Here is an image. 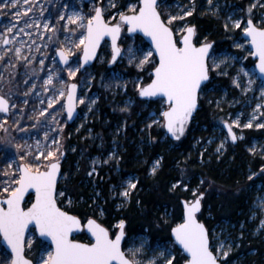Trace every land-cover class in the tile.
Returning a JSON list of instances; mask_svg holds the SVG:
<instances>
[{
  "label": "snow or ice",
  "instance_id": "snow-or-ice-1",
  "mask_svg": "<svg viewBox=\"0 0 264 264\" xmlns=\"http://www.w3.org/2000/svg\"><path fill=\"white\" fill-rule=\"evenodd\" d=\"M36 2L38 3V0ZM0 3H3L4 7L11 5L16 8L20 0H0ZM23 3L32 5L24 9L23 15L27 16L33 11L35 4L33 0H23ZM163 3L164 0H159V2L158 0H136L135 3L125 5L127 12H119L118 20H116V16L105 20L102 7H95L94 15L91 16H84L79 11H72L65 17V14L61 12L59 20L67 19V23L62 27L70 35L65 37V41L57 49L56 54L59 56V62L66 66L58 71H66L69 78H75L81 68L97 58V49L105 37L110 38L112 49L110 63L115 64L118 58L123 59L126 55L129 64H134L140 71L144 70L146 64H152L150 82L147 84L137 82L136 84L138 95L148 100L158 98L156 102L163 106V110L160 111L162 121L153 119L152 124H159L173 139L180 140L193 113L197 110L203 88L207 87V82L211 79L210 71L219 70L222 65H227L229 60L239 58L228 55L223 57H217L215 54L210 55V50L213 48L212 43H201L198 47L193 43L195 36L193 26L184 24L173 27L174 22L183 21L186 17L193 15L195 0H191L193 5L191 8L186 10L181 8L176 14L168 13L166 18L159 10ZM207 3L211 9L213 0H207ZM109 6L116 7L114 0H109ZM255 6L252 4L248 9L249 18L246 27L243 28V33L245 37L249 38L248 42L253 49L249 55L258 58L256 68H258L260 76L264 78V28L257 27L251 19V11ZM64 7L67 8L68 5H64ZM14 15L18 22L21 16L19 8H16ZM41 15H43V10ZM112 20H116V22L112 23ZM241 23V20H231L232 27L236 29L241 28ZM72 25L75 27H70ZM32 26L25 22L24 27L19 28V32L30 36V33L25 32V28ZM15 27V24L8 27L7 33H13ZM36 27L39 28V24H36ZM224 27L225 30H228L229 24L225 23ZM43 28L46 32L55 33L57 31L55 27L50 28L48 23H45ZM122 32H126L128 38L133 40H135L136 34H142L150 41L151 48L144 51L130 45L127 49H123L118 43ZM13 43H15V37L9 39L7 34L0 36V44ZM22 47L23 42H21V47L15 48V55L18 59L27 60V56L21 57ZM235 47L242 48L243 46L237 43ZM76 50L82 53L80 57L82 63H70L69 58L76 55ZM137 52H140L139 56ZM3 59L4 56L0 55V61ZM40 65L43 69V60L40 61ZM239 73L249 76L244 68H241ZM218 74L227 75V72L221 71ZM54 79L61 85L57 89L58 96L60 98L67 97V118L71 120L77 102V84L67 85L62 77L57 76L49 69L47 78L43 81L45 91L49 86H53ZM25 82L27 83V81ZM253 83L255 81L249 78L248 84L252 85ZM233 84L238 88L241 87L238 77L233 79ZM32 87L34 90L35 85ZM124 87L126 88V84ZM65 88L68 89L67 92L64 90ZM260 93L264 97V80H262ZM28 94L25 93V95ZM57 102L55 98H50L47 101L48 108H52ZM78 102L83 104L84 100L80 99ZM41 103L44 101L42 100ZM92 103L94 104L95 101ZM261 107V105H257L248 123L241 125L238 118L230 123L224 122L227 135L233 143L237 139H243L242 136L238 137L233 129L252 128L251 121L258 119L255 113L259 112L261 116H264V112H260ZM8 111L9 101L0 95V113ZM121 111H127V108H123ZM39 115L45 116L46 110H41ZM152 124H149L148 127L151 128ZM255 126L264 128V123H258ZM21 130L26 131V129ZM59 130L62 131V129ZM15 147L17 152L22 148L20 144H16ZM223 147L224 144L221 143L217 152H220ZM250 151L255 154V147ZM0 155H4L7 161V167L0 171V177H6V179H0V236L11 249V264H33V261L24 255L25 243L29 248L33 243V239L25 241V233L28 231L29 225L33 226L35 233H38L42 249L36 264H142L139 256L143 253L145 242L141 240L140 245L136 247L133 245L138 237L129 238L131 243L125 240V221L123 219L115 225L118 231L110 233L108 228L94 219H88L86 225H82L76 215L69 214L58 206V198L65 195L63 191L57 192L60 160L63 156L62 145L58 139L53 138L51 144H48V133L46 132L44 143L41 144L37 140L35 152L29 150L24 155H20L21 163L15 168H13L14 159L11 154L5 152ZM29 156L32 157L31 160L28 159ZM159 163V160L155 162L151 174L155 175ZM261 171L264 172V168ZM92 172H95V168ZM92 172H89V175H92ZM255 175L256 173L249 175L248 179L252 180ZM201 183L203 184L204 181ZM179 184V181L174 183L172 189L179 187ZM136 188L137 183L130 179L120 195L128 199L131 196V190ZM185 190H187V186H185ZM197 192L198 189H193L194 199L183 202L182 222L171 228V234L174 237V243L180 246L183 253H186L185 264H221L222 260H227L232 251V245L229 243L226 247L224 241H219L215 248L210 246L209 231L197 218V214L201 212V201L204 194L201 192L197 195ZM29 194H33L34 199L30 206L25 207V197ZM68 203L71 204L70 199ZM262 226H264V222H262ZM84 228L90 234L89 243H80L72 238L74 232H80ZM49 241L53 249L51 251L49 250ZM122 242L129 243L127 250L122 249ZM174 260L175 256L171 249L164 248L159 251L158 258L149 259L147 264H173Z\"/></svg>",
  "mask_w": 264,
  "mask_h": 264
},
{
  "label": "rangeland",
  "instance_id": "rangeland-1",
  "mask_svg": "<svg viewBox=\"0 0 264 264\" xmlns=\"http://www.w3.org/2000/svg\"><path fill=\"white\" fill-rule=\"evenodd\" d=\"M135 2L136 0H114L116 7L113 8L109 6V0H95L91 3H86L84 0H39L38 3H34L35 7L33 8V11L28 13L27 16L23 15L21 12L18 22L17 19L13 18L17 7L13 8L11 5L4 7L3 3H0V14L3 17V21L0 23V36L7 34L9 39L15 37V43L13 44H0V55L4 56V59L0 61V95L4 96L9 101L8 113H0V153L6 152L13 156V168L21 163L19 159L20 155H24V153L29 150L35 152L37 140H39L41 144L44 143V134L46 132L48 133V144H51L53 138L58 139L62 145V150L63 148H66L67 151H70V148L65 144V139L67 134L71 135V132L73 135H86L81 139L82 141L87 138L93 142L97 141L99 142L98 148H101L102 137L96 134L89 125L95 121L98 123L103 121L101 119V109L99 107L101 95L103 94L102 90H105L107 93L106 97L111 98V102L115 103V105H113L114 107L110 104L111 114L115 116V119L119 118V113H117V111L126 112L121 111L123 108H127V111H130V109L135 105V101L138 98L136 84L137 82H142L143 84L150 82L148 77H151L150 73L153 67L151 63L146 64L144 66V70L140 71L134 64H129L125 55L123 59H119L116 63L117 65L108 68L112 50L110 42L106 41L100 49L99 56L95 64L85 70H80L75 78H69L66 71H58V69L65 67H62L58 60V55L56 54L57 49L61 46V43L65 41V37L70 35L65 32L62 27L65 23H67V19L64 20L63 24L57 20L61 4L63 6L68 5L67 8L64 7L65 17L70 15L72 11H79L84 16H91L94 15L95 7L102 6L107 20H110L113 16H116V20H118L119 12H127V7L125 5ZM241 2L243 3L240 4ZM252 4H255L256 6L252 8L251 19L254 18L255 12L260 11L258 12V25L264 27V6H261L264 5V0H213L211 9L207 0H204L203 6L201 7V10L203 9L209 13L213 19L215 18L217 21L221 22L223 34H226L225 41L229 43V46L222 50H217L218 46L215 45L213 54L217 57L228 55L238 57L239 59L229 60L227 65L221 66V69L210 71L211 82L209 83L208 88H204L200 95V99L203 98L202 100H205L208 106L213 107L211 114V118L213 117V125L207 142L204 146H199L200 140H196L194 143V151L198 150L200 155L204 152L209 153L212 148L213 154L222 156L231 146H235L232 144L230 137H228L227 132L223 127L224 122L230 123L232 120L238 118L241 125L248 123L254 114L257 105H261L262 107L260 112H264V97H262L260 93L262 80L256 72V62L252 59V55H249V52L252 51L249 48V42L245 40L243 36V28L246 27L247 19L249 18L248 9ZM38 5H43V7L39 8ZM192 6L191 0H176L172 4H168L165 0L164 3L161 4L160 11L165 17H167L168 13L176 14L181 10V8L186 10ZM39 10H43V16L45 17L44 20L47 21L49 27H55L57 29L55 33L48 32L47 34H44L42 39L38 38L40 36L39 34L34 33L37 28L36 24H39V21L34 17L35 15L42 16ZM229 17H231V20H241V28H233ZM188 18L189 17H186L183 21L174 22L173 27L184 24L194 26L188 21ZM116 20H112V23H115ZM25 22L33 25L31 28H25V32L30 33V36L19 32V28L24 27ZM225 23L229 24L228 30H225ZM13 24L16 25L13 33H7V28L11 27ZM70 27L75 26L72 25ZM78 34L79 33L77 32V35ZM27 36L29 37V42H34L37 38L40 41L42 49L38 52L37 56H32L26 61H19L15 58L10 59L11 55L15 52V48L21 47V42H23V45L25 46V37ZM49 37H51V40H49ZM205 42H210V40L205 38L198 44ZM215 42L218 44L217 41ZM237 43L242 44L243 47H235ZM130 45L134 48L143 49L144 51L151 48L142 38L136 37L135 40H133L128 38V35L125 32L120 40V46L123 49H127ZM137 55L139 56L140 52H137ZM81 56L82 53L79 50H76V55L70 57V63H81ZM153 59L156 58L153 57ZM41 60L44 61L43 69L40 65ZM209 63L211 64V60ZM103 65H106L107 69L101 68L98 70V73L97 69ZM47 67L50 68L57 76L62 77L67 85L77 83L80 86L79 100L83 99L84 103L80 104L78 102L80 116L72 126H69L68 124L66 114V96L64 98H60L57 94V89L61 87L59 83H56L50 88L58 102L55 103L56 105L54 104L53 109L47 107L49 113L45 116H40L34 112L33 107L36 106V102L34 101L32 94L25 95L26 92L30 94L31 92L39 93L42 91L39 87L43 86V70L45 71ZM241 68H244V70L249 73V76L240 74L239 70ZM221 71H226L227 75L218 74ZM20 76L26 78V80L29 81V85L19 81ZM237 77L239 78L241 85L239 88L233 84V79ZM249 78L253 79L255 83L249 85ZM34 82H36V85L33 90L30 85ZM125 84L126 88L124 87ZM129 86H131L132 90L136 92L137 98L128 93ZM64 90L67 92L68 89L65 88ZM40 98V103L42 100H44V103L47 100L45 95L40 96ZM44 98H46V100ZM31 100L35 103H31ZM92 101H95V103L93 104ZM144 103H146L144 109L149 108L150 110L149 102ZM12 105H15V107H12ZM157 106L160 108V111L163 110V106L161 104ZM157 106L155 105L154 108H152L147 114L143 122V128H141L137 134L146 132L149 128L148 125L152 124L153 119L162 121L160 111L155 110L157 109ZM54 111H58V113ZM140 114L141 113L139 112L138 116ZM255 114L258 119L251 121L253 123L252 128H234L238 137H243V139H239V141L245 140L248 137L251 141L249 145L243 148L244 153L250 156L249 165L246 171L247 176L256 173L252 180L248 179V186L246 188V192L250 193L251 197L250 202L248 201L250 217L246 224L242 223L237 228L234 225H230L229 222L219 224L212 230L211 233V243L213 248H215L219 241H224L226 247L229 243L232 245V251L230 252L227 260H222L223 264H240L239 260L243 261L245 259L246 255L243 253H240L236 258H233L232 256L238 253L239 249L242 247L241 242H238V240L245 238L246 235H249L252 238H259L260 236L261 238L258 239V241L260 246L264 248V226H262V222H264V172L261 171V169L264 168V128H257L255 126L258 123H264V116H261L259 112H256ZM53 117H55V120H53ZM104 118H106L104 124H109L111 121L108 119L109 116L105 114ZM37 120H39V123H37ZM125 123V118L122 119L121 124L119 123L120 125L117 120L114 121L110 132H115V135L110 142L111 149L109 155L107 156L108 159H106L108 161H119L117 155L119 147L122 143L119 137L123 136L125 133ZM152 127L155 128L156 133L162 128L159 124H152ZM21 129H26V131H22ZM59 129H62V131ZM203 130H206V128L204 127ZM255 133H259L258 135L260 136ZM138 143L139 146L142 145L141 141ZM221 143L224 144V147L220 150V152H217V148L220 147ZM16 144H20L22 146L19 152H17L15 147ZM139 146H137V149ZM253 147L256 149L255 154L250 151ZM28 159L31 160L32 157L29 156ZM156 161L157 160H154L148 167L150 175H153L151 174V169ZM251 161L255 164V170H253L252 166H250ZM45 163L47 162L45 161ZM104 163L105 160L101 159V157H96L94 160V164L97 165V167L103 165ZM6 167L7 161L5 160L4 155H0V171L4 170ZM159 167L160 163L157 170ZM62 178H64V176ZM0 179H6V177H0ZM130 179L132 182L136 183L134 174L127 176L119 187L112 188L115 193L119 195V197L124 198L120 195V193L125 190L127 182ZM209 188L210 187L207 188V191H210ZM240 189H237V191ZM132 191L133 190H131V192ZM198 194H200L199 191L197 192V195ZM69 199L70 198H67L65 204L67 206L71 205L68 203ZM30 200L32 201V197ZM30 200L27 202V205L30 204ZM124 200L128 201L129 198H124ZM234 229L237 230L236 238L233 237L235 236L233 231ZM134 237H138V239L135 241L133 246L138 247L141 240L145 242L143 253L139 256L142 264H147L149 259L158 258L159 251L164 248L171 249L175 259L177 257V247L173 241L152 243L150 237L146 234ZM129 238L131 237H128L127 241H129ZM29 239H33L31 247L29 248L27 245L28 250L31 251L30 256H35L37 261L41 256L42 249H40L36 254L34 243L39 239L37 238L34 230L30 232L28 240ZM129 243L131 242L129 241ZM129 243L124 250H127ZM49 250H53L50 245ZM253 253L255 252H250V254ZM0 264H11V254L2 245L1 236Z\"/></svg>",
  "mask_w": 264,
  "mask_h": 264
},
{
  "label": "trees",
  "instance_id": "trees-1",
  "mask_svg": "<svg viewBox=\"0 0 264 264\" xmlns=\"http://www.w3.org/2000/svg\"><path fill=\"white\" fill-rule=\"evenodd\" d=\"M166 1L172 4L176 0ZM203 3L204 0H196V11L188 18L196 27V42L208 38L210 42L217 41V50H222L229 46L225 41L226 34H223L220 21L201 10ZM101 68L107 69V66H101L97 72ZM108 68H111L110 64ZM148 79L150 81L151 77ZM208 85L209 83L205 89ZM102 93L99 107L103 121H95L89 125L102 137V147L98 148L99 142L90 141L88 138L82 141L86 136L84 134L73 135L71 132V135H66L65 144L70 151L63 162L64 178L58 185V192L65 193L63 197L58 198L61 208L79 216L83 221L97 218L112 233L118 230L115 225L123 219L126 222V241L128 237L146 234L152 243L172 242L171 228L182 222L183 202L194 199L192 191L198 189L204 194L198 218L205 223L210 236L219 224L229 222L237 228L242 223H247L251 197L250 193L246 192V171L250 156L246 155L239 145L231 146L222 156L213 154L212 148L209 153L204 152L202 155L198 150L194 151L196 140H200L199 146H204L207 142L213 125V107L208 106L203 98L199 99V110L185 136L179 141H174L167 136L163 127L157 133L152 127L137 134L143 128L147 114L160 103L151 101L150 110L144 109L146 101L137 98L136 92L129 86L128 93L137 98L135 105L130 111H117L119 118L115 119L110 107V104L114 107L115 103L106 97L105 90H102ZM155 110L160 111V108L157 106ZM139 112L141 114L138 116ZM105 114L111 120L107 125L104 124ZM123 118L126 119V130L124 135L119 137L122 141L117 155L119 161H108L106 159L111 149L110 142L115 135V132H110L111 128L115 120L121 124ZM204 127L206 130H203ZM140 141L142 145L139 146ZM96 157H101L105 163L97 167L94 164ZM158 158L160 167L155 175H150L148 167ZM250 166L255 167L253 161ZM93 168L95 172H92ZM89 172H92V175H89ZM134 174L137 188L131 192L129 200L125 201L112 188L119 187L127 176ZM178 181L179 187L172 189V185ZM208 187L210 191H207ZM67 198L72 200L69 206L65 205ZM233 231V237L236 238L237 230ZM260 238L246 235L245 238L239 239L242 247L232 257L236 258L243 253L246 257L243 261L239 260L240 264H264V248L259 244ZM76 239L89 242L85 233L76 236ZM127 244L124 243V248ZM34 245L37 254L41 249L39 240ZM253 251L255 253L250 254ZM30 253L31 251L27 250V256L36 261L35 256H30ZM184 263L185 255L177 247V257L173 264Z\"/></svg>",
  "mask_w": 264,
  "mask_h": 264
},
{
  "label": "water",
  "instance_id": "water-1",
  "mask_svg": "<svg viewBox=\"0 0 264 264\" xmlns=\"http://www.w3.org/2000/svg\"><path fill=\"white\" fill-rule=\"evenodd\" d=\"M84 1H85L86 3H91V2H93V1H95V0H84ZM158 2H159V0H158ZM98 7H102V6H98ZM102 8H103V7H102ZM104 18H105V20H107L105 15H104ZM2 20H3V17H2V15L0 14V23L2 22ZM253 23H254V22H253ZM254 24H255V23H254ZM255 25H256V24H255ZM193 27L195 28V36H194V38H193V43L198 47L200 44H198V43L196 42V35H197V33H196V27H195V26H193ZM257 27H258V26H257ZM126 34H127V33H126ZM123 35H124V32L121 33V38L123 37ZM127 35H128V34H127ZM136 36H139L140 38H142V39H143L144 41H146V43L151 47V45H150V41H148L147 38L143 37L142 34H136ZM244 39L247 40V41H249V38H247V37H245V36H244ZM120 40H121V39H120ZM106 41L110 42V45H111L110 38L105 37L104 41L101 42L100 47L97 49V58L94 59V60H92V61H90L89 64L85 65L83 68H81V70H85L86 68H89V67H91V66H93V65L95 64V62H96L97 59H98L100 49H101L102 45H103ZM118 43L120 44V41H118ZM209 43H212V44H213V48L210 50V55H212L213 50H214L215 43H214V42H209ZM249 48L253 51L252 46H251L250 43H249ZM111 50H112V49H111ZM119 59H120V58L117 59V62H118ZM252 59L256 62V63H255V67H256V64L258 63V58L252 56ZM58 60H59V56H58ZM69 60H70V62H71V58H69ZM117 62H116V63H117ZM81 63H82V60H81ZM116 63H115V64H116ZM61 65H62V67H66V66L63 65V64H61ZM112 65H114V64L110 63V66H112ZM256 72H257L259 78H260L261 80H264V78H262V77L260 76V73H259L258 68H256ZM210 77H211V75H210ZM210 81H211V79H210ZM210 81H209V82H210ZM209 82H207V84H208ZM71 84H73V83H71ZM71 84H70V85H71ZM75 84H77V83H75ZM79 94H80V86L77 84V89H76V100H77V102H76L75 111H74V113H73V118H72L71 120L68 119V124H69L70 126H72L73 124H75V122L78 120V118H79V116H80V110H79V107H78ZM138 97H139V95H138ZM139 99H141V100H143V101H157V100H158V98H153L152 100H148V99H146V98H141V97H139ZM199 99H200V97H199ZM66 104H67V97H66ZM198 110H199V101H198V107H197V110L193 113V116H192L191 120L189 121V123H188L187 126H186L185 133H184V135H183L181 138H183V137L185 136V134L187 133L188 128H189V126L191 125V123H192V121H193L195 115L197 114ZM7 113H8V112H7ZM7 113H6V114H7ZM66 114H67V110H66ZM224 128H225V127H224ZM225 129H226V128H225ZM226 130H227V129H226ZM165 131H166V129H165ZM233 131H234V129H233ZM234 132H235V131H234ZM166 134H167V136H168L171 140L179 141V140H175V139H173V138L170 136V134L167 133V131H166ZM181 138H180V139H181ZM237 140H238V139H237ZM236 142H237V141H236ZM64 155H65V152H63V156H62V158H61V160H60V176H58V179H57V192H58V185H59V182H60V180L62 179V175H63L62 168H63ZM31 196L33 197V198H32V200H33V199H34V195H33V194L26 195V197H25V207L30 206V204H28L27 206H26V204H27V202H28V200L30 199ZM30 203H31V201H30ZM57 204H58V206L60 207L58 200H57ZM62 209H63V208H62ZM201 209H202V205H201ZM63 210H64V209H63ZM65 211H66V210H65ZM67 212H68V211H67ZM69 214H72V213L69 212ZM198 214H199V213H198ZM198 214H197V218H198ZM72 215H75V214H72ZM76 216H77V215H76ZM77 217L81 220L82 225H86L87 221L83 222L82 219H81L79 216H77ZM90 219H94V220H96L98 223H100L102 226L106 227L105 225H103V224L99 221V219H97V218H90ZM198 220H199L201 223H203V224L205 225V223H204L203 221H201L199 218H198ZM125 227H126V222H125ZM205 227L207 228L206 225H205ZM106 228H107V227H106ZM207 229H208V228H207ZM32 230H34L33 226H32V225H29V229H28V231H26V233H25V241H26V242H27V240H28V236L30 235V232H31ZM109 231H110V233H112L110 229H109ZM117 231H118V230H117ZM208 231H209V230H208ZM82 233H85V234L87 235L88 239L90 240V234L87 233L86 228H84V230H82V231H80V232H74V233L72 234V238H74L75 240H77V239H76V236H78V235H80V234H82ZM125 233H126V230H125ZM36 236H37V238L40 240V238H39V236H38V233H36ZM126 237H127V233H126V236H125V240H126ZM171 237H172V239H173V241H174V237L172 236V234H171ZM209 239H210V246H212V245H211L210 233H209ZM77 241L80 242V243H89V242H83V241H80V240H77ZM1 243H2V245L4 246V248H5V249L11 254V249L8 247L7 243L3 240V237H2V236H1ZM48 244L51 246L50 241L48 242ZM175 245H176V244H175ZM176 246H177L178 249L183 253V250L180 248V246H179V245H176ZM51 247H52V246H51ZM122 249H124V242H122ZM183 254H184L185 257H186V253H183ZM11 255H12V254H11ZM24 255H25V257H26L27 259L32 260V261H33V264H36V262H35L32 258H30V257L27 256V243H25ZM184 264H185V263H184ZM221 264H222V262H221Z\"/></svg>",
  "mask_w": 264,
  "mask_h": 264
},
{
  "label": "bare ground",
  "instance_id": "bare-ground-1",
  "mask_svg": "<svg viewBox=\"0 0 264 264\" xmlns=\"http://www.w3.org/2000/svg\"><path fill=\"white\" fill-rule=\"evenodd\" d=\"M39 1V0H38ZM33 3H37L36 2V0H33ZM29 6H31V4H24L23 3V0H20V3L19 4H17L16 5V7L17 8H19L20 9V11L23 13L24 12V9H26V8H28ZM38 7L39 8H42L43 7V5H38ZM40 11V10H39ZM41 12V11H40ZM61 12H63L64 13V6L61 4V6H60V9H59V13H58V16H57V20L58 21H60L62 24L64 23V20H59V14L61 13ZM13 18H15V19H17L14 15H13ZM34 18H36L38 21H39V28H36L35 29V31H34V33H37V34H39L40 36L38 37L39 39H42L43 38V36H44V34H47L48 32H46L45 30H44V28H43V25L45 24V23H47V21H45L44 20V16L42 15V16H37V15H35V17ZM66 24V23H65ZM33 37V36H32ZM38 38H37V40H34V42L32 41V42H29V37L27 36V37H25V46L23 45V47L21 48V57H24V56H27L28 57V59L30 58V57H32V56H37V54H38V52L42 49V47H41V43H40V41L38 40ZM11 58H15V59H18L17 57H16V55H15V52L11 55V57H10V59ZM19 61H26L25 59H23V58H20V59H18ZM17 60V61H18ZM50 68H46L45 69V71L43 70V78H42V80L44 81V79H46L47 78V74H48V70H49ZM55 80V79H54ZM19 81H21L22 83H24V84H27V85H29V81H27L26 80V78H24L23 76H20V78H19ZM25 81H27V83L25 82ZM56 83H58L56 80H55V82H54V84L53 85H55ZM33 85H36V82H34V83H31V88H33L32 86ZM51 88V86H49V88H48V90L47 91H45V89H44V87L42 86V87H39V89H42V91L41 92H31L30 94H28V95H31L32 94V96H33V99H34V101L36 102V106H34L33 108H34V112L35 113H37V114H39V112L41 111V110H46V114H48L49 112H48V110H47V101L50 99V98H55V99H57L56 97H54V95H53V93H52V90L50 89ZM46 96L47 97V100H46V98H44L45 100H46V102L45 103H43V104H41L40 103V100H41V98H40V96ZM32 102L31 103H33L34 101L33 100H31ZM44 101V100H43ZM34 102V103H35ZM56 105V104H55ZM54 108V106L52 107V109ZM54 112H56V113H58V111H54ZM53 112V113H54Z\"/></svg>",
  "mask_w": 264,
  "mask_h": 264
},
{
  "label": "flooded vegetation",
  "instance_id": "flooded-vegetation-1",
  "mask_svg": "<svg viewBox=\"0 0 264 264\" xmlns=\"http://www.w3.org/2000/svg\"><path fill=\"white\" fill-rule=\"evenodd\" d=\"M243 2H241L240 4H242ZM258 12H260V11H257V12H255V16H254V18L252 19L253 20V22L256 24V26H258V27H262V26H260V25H258V18H259V15H258ZM3 21V20H2ZM262 28H264V27H262ZM243 36H244V33H243ZM211 42H214L215 43V45H216V42L215 41H211ZM148 102V101H147ZM223 127H224V125H223ZM225 129V128H224ZM225 131L227 132V130L225 129ZM234 131H235V133L237 134V132H236V130L234 129ZM256 134V133H255ZM259 133H257L256 135H258ZM237 136H238V134H237ZM259 136V135H258ZM231 139V138H230ZM231 142H232V140H231ZM251 143V141H250V139H249V137L248 138H246L245 140H242V141H239V139L237 140V142H235V143H233L232 142V144L233 145H239V146H241V148H244V147H246L247 145H249ZM62 152H65V155H64V160L65 159H67V153H68V151L66 150V148H63V150H62ZM255 159V158H254ZM64 162V161H63ZM252 169L253 170H255V167L254 166H252ZM201 205H202V203H201ZM83 222H85V221H83Z\"/></svg>",
  "mask_w": 264,
  "mask_h": 264
}]
</instances>
